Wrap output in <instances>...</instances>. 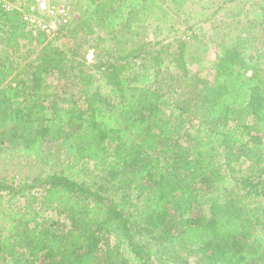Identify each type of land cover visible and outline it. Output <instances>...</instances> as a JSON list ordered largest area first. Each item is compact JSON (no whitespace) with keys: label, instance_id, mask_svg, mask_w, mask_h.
I'll use <instances>...</instances> for the list:
<instances>
[{"label":"trees","instance_id":"16d2710c","mask_svg":"<svg viewBox=\"0 0 264 264\" xmlns=\"http://www.w3.org/2000/svg\"><path fill=\"white\" fill-rule=\"evenodd\" d=\"M247 1L71 0L54 35L0 10V163L34 170L0 177V264H264V0L259 21ZM228 3L213 76L192 78Z\"/></svg>","mask_w":264,"mask_h":264},{"label":"rangeland","instance_id":"374dc122","mask_svg":"<svg viewBox=\"0 0 264 264\" xmlns=\"http://www.w3.org/2000/svg\"><path fill=\"white\" fill-rule=\"evenodd\" d=\"M258 1L259 0H248L246 4H243L242 2L239 4L240 7L245 8L247 16H249L251 19H255V21H259V18H260V9L257 5ZM227 7L228 8H226L225 11H222V15L219 16L223 18L218 17L215 19L214 23L209 24L207 26V31L205 32V36L203 35L204 36L203 43H197V46H194L191 48L193 51L189 53L188 59L190 61L189 69H190V75L192 78L207 77L211 79L213 76L212 75L213 71L210 68L211 64L209 62L211 63L216 62L218 51H219L218 44L216 42L217 38L215 39V35L216 34L221 35L229 31L230 27L227 24H229L228 21H230V19H233L232 18L233 13L231 12V10L234 9V5L228 3ZM78 10H79V7L78 9L72 8L71 17L69 20H71L74 16H76V12ZM69 20H67L66 22H69ZM246 20L247 19H245V21ZM254 33L257 34L261 38L263 34L262 25L257 24V26L255 27ZM30 41L31 40L29 38L20 39V43H21L20 49L22 52H26L29 48L31 49L36 46V43H37L36 39H34L31 42ZM63 42L69 46L73 45V42L68 41V40H63ZM119 47H122V46L119 45ZM202 47L203 49H198ZM97 53H98L97 49L88 47V48H84L83 50H81L80 56L82 54V56L85 57L87 62L92 63L95 60ZM13 175H16L17 181L20 178L27 179L34 175V170H32V168H29V167L18 165L17 161H11L10 163L5 164V165L0 163V177L6 176L9 179ZM86 178L87 180H91L88 177Z\"/></svg>","mask_w":264,"mask_h":264},{"label":"built area","instance_id":"2783aa9c","mask_svg":"<svg viewBox=\"0 0 264 264\" xmlns=\"http://www.w3.org/2000/svg\"><path fill=\"white\" fill-rule=\"evenodd\" d=\"M0 10H19L28 30L48 35H54L72 13L71 0H0Z\"/></svg>","mask_w":264,"mask_h":264}]
</instances>
